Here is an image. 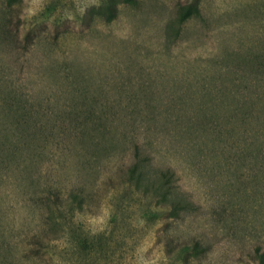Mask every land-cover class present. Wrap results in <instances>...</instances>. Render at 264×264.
Wrapping results in <instances>:
<instances>
[{
    "label": "rangeland",
    "instance_id": "rangeland-1",
    "mask_svg": "<svg viewBox=\"0 0 264 264\" xmlns=\"http://www.w3.org/2000/svg\"><path fill=\"white\" fill-rule=\"evenodd\" d=\"M259 119L264 0H0V264H264L263 155L230 146ZM137 142L167 190L130 180ZM28 148L27 189L58 174L84 208L18 188Z\"/></svg>",
    "mask_w": 264,
    "mask_h": 264
},
{
    "label": "trees",
    "instance_id": "trees-1",
    "mask_svg": "<svg viewBox=\"0 0 264 264\" xmlns=\"http://www.w3.org/2000/svg\"><path fill=\"white\" fill-rule=\"evenodd\" d=\"M186 14H184L181 18L182 20L186 19ZM243 122L237 121L232 127L233 135L231 136L230 146H233L237 149H247L248 147H255L256 150L263 155L264 162V119H259L256 125L261 124L260 127L256 131H251L246 134H242ZM254 124L246 123L244 128L253 129ZM25 153L21 155H17L15 151H12L9 154V160L13 162V164H9L5 166L7 169V174L11 176L14 175L15 179H12L13 182L17 183L18 188L21 190H28L31 194V198L34 199L37 205L42 208V205L46 208L44 211L45 214L48 212L52 214L53 209H60L62 207H68L73 204L77 205L78 209L84 208L85 204V191L75 185V183L69 184L63 181V176L57 174V178L53 177L52 182L46 183L44 191H31L27 189L30 185L34 184L38 178L35 176L39 174V170L37 169L39 164H37V160L39 159V154L35 152V150L28 148ZM142 145L140 143H135L134 149V163L133 166H130L126 172L130 173V180L134 182L137 188H144V191H151L154 189V185L158 184L162 185L160 188L162 190H167L169 187L166 183L170 182L174 174L167 169H160L155 172L154 175H150L148 172H145L143 169L145 167V161L148 159V155H145L146 152H143ZM48 170V169H46ZM49 172V171H45ZM62 173V172H59ZM119 174H123V172H119ZM18 180V181H17ZM59 181V183H58ZM67 186V187H62ZM27 192V191H26ZM169 193V191H167ZM166 194V193H165ZM28 198V199H31ZM164 200H167L164 197ZM39 231L28 233L24 235L22 242L25 245L33 246L39 245L46 240H53L57 237H51L50 235H43L46 229L43 227H38ZM12 238L9 241V245H15L17 242L15 236L17 233L14 228L10 229ZM43 235V236H41ZM17 239H22L21 237H17ZM1 240V238H0ZM0 245H4L3 241H0ZM38 250H42L39 248ZM43 251V250H42Z\"/></svg>",
    "mask_w": 264,
    "mask_h": 264
}]
</instances>
